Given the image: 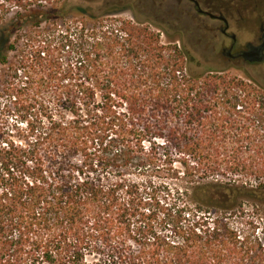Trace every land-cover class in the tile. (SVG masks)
Instances as JSON below:
<instances>
[{
    "label": "trees",
    "instance_id": "16d2710c",
    "mask_svg": "<svg viewBox=\"0 0 264 264\" xmlns=\"http://www.w3.org/2000/svg\"><path fill=\"white\" fill-rule=\"evenodd\" d=\"M69 3L0 0V264H264V87Z\"/></svg>",
    "mask_w": 264,
    "mask_h": 264
},
{
    "label": "rangeland",
    "instance_id": "374dc122",
    "mask_svg": "<svg viewBox=\"0 0 264 264\" xmlns=\"http://www.w3.org/2000/svg\"><path fill=\"white\" fill-rule=\"evenodd\" d=\"M165 1V0H164ZM204 3L215 4L219 9H223L226 15L230 20V33H233L237 36L239 42L251 41L255 43L260 41L261 26H264V0H202ZM64 1L60 3V6L63 5ZM70 16L68 21L71 22H81L83 18L87 15L95 17L105 16L107 11H117L121 9L124 13L115 19L104 17V20L108 24L118 20L119 18L138 21L142 24L149 25L151 27H156L159 30L165 32L164 38H171L174 41H178L180 45H185L188 50H191L192 56L195 58V63L193 65L194 70H199V72L207 71H230L233 74H236L243 79L254 83L257 87H264V63L259 65H244L237 62L232 66H225L222 57L220 55L211 56L209 54L204 55L198 53L195 50V39L192 35L185 33V36L177 34L175 32L174 25L173 27L161 24L155 19L150 18L147 13L139 9L132 8H119L118 0H70ZM127 8V9H125ZM119 10V11H121ZM223 12V11H222ZM20 13V10H15L10 17L8 18L9 24L18 21L17 15ZM31 23L36 21L30 19ZM94 20V19H92ZM218 25L219 23L212 22L209 20L207 25ZM177 28L184 31V28L181 26H176ZM174 28V30H173ZM186 28V27H185ZM208 40L212 41L213 37L211 34L207 36ZM16 58L14 54H10V63L11 66L15 64ZM201 63V65H200ZM200 66V67H199ZM199 68V69H197ZM8 67L0 66V84L5 79L7 75ZM174 160L173 168L180 172L181 178H184L183 172V157L178 155L176 150L169 149ZM163 152V151H162ZM259 161H257L258 164ZM171 168V166H169ZM167 180V179H165ZM250 208V205H248ZM264 220V208L261 203L257 202V220ZM264 222V221H263Z\"/></svg>",
    "mask_w": 264,
    "mask_h": 264
},
{
    "label": "flooded vegetation",
    "instance_id": "af4514ba",
    "mask_svg": "<svg viewBox=\"0 0 264 264\" xmlns=\"http://www.w3.org/2000/svg\"><path fill=\"white\" fill-rule=\"evenodd\" d=\"M118 2L119 8L139 9L161 24L183 27L184 31L174 26L175 32L183 36L185 33L192 35L195 39L194 48L198 53L220 55L227 67L237 62L251 66L264 63V58L257 62H250L244 57H239L264 44V26L260 28V41L239 42L237 36L230 33L229 17L215 4L204 3L202 0H118ZM209 20L219 24L208 26ZM209 34L213 37L212 41L207 38ZM189 53L192 56L191 50ZM192 58L195 60L193 56Z\"/></svg>",
    "mask_w": 264,
    "mask_h": 264
},
{
    "label": "water",
    "instance_id": "95a60500",
    "mask_svg": "<svg viewBox=\"0 0 264 264\" xmlns=\"http://www.w3.org/2000/svg\"><path fill=\"white\" fill-rule=\"evenodd\" d=\"M239 57H244L250 62H257V61L262 60L264 58V44L261 45L260 47L253 48L249 52L243 53Z\"/></svg>",
    "mask_w": 264,
    "mask_h": 264
}]
</instances>
